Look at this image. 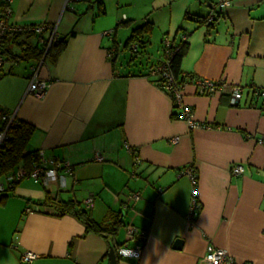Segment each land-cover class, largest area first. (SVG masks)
Instances as JSON below:
<instances>
[{"label":"crops","instance_id":"1","mask_svg":"<svg viewBox=\"0 0 264 264\" xmlns=\"http://www.w3.org/2000/svg\"><path fill=\"white\" fill-rule=\"evenodd\" d=\"M214 1L12 0L11 26L54 25L65 45L55 64L37 68L48 82L41 97L26 94L38 59L5 63L0 109L32 126L25 154L43 151L70 164L71 175L65 189L22 179L0 195V264H21L24 252L36 256L33 264H108L107 240L44 204L47 198L74 201L103 228L119 222L120 247L139 244L127 239L128 225L144 231L139 259L118 257V264L146 257L150 264H196L210 246L237 263L264 264V97L255 94L264 91V0H231L208 33L200 21ZM145 22L152 30L134 54L125 44ZM18 34L23 46L12 47L15 55L37 42ZM164 39L172 48L184 39L188 45L180 64L183 103L200 128L190 129L151 75L165 58ZM197 80H224L240 87L242 98L232 106L228 94L201 95ZM232 164L243 174L231 176ZM188 168L201 206L192 223ZM135 193L140 199L122 211Z\"/></svg>","mask_w":264,"mask_h":264},{"label":"built area","instance_id":"2","mask_svg":"<svg viewBox=\"0 0 264 264\" xmlns=\"http://www.w3.org/2000/svg\"><path fill=\"white\" fill-rule=\"evenodd\" d=\"M6 4V7L3 11L2 18L0 19V69L4 64L2 50H1V40L2 37L6 33H24L29 34L33 33L36 36H39L44 30H47V45L49 46L51 43L58 40V34L56 30V26L54 25H41L33 28H16L11 26L7 19L10 15V4L12 0H3ZM231 5V0H215L214 2H207L206 6L210 9V17L208 21H211L214 12L218 9H226ZM105 36H111L110 32H105ZM185 40V39H184ZM162 46L164 50L165 58L160 61V64L154 67L151 71V75L157 77L163 82V91L171 98L172 104L174 108L181 110L182 119L188 123L190 129L200 128V125L193 123L190 120V109L186 107L183 103V84L177 82L172 76L171 72L168 68L169 58L171 57L173 50L171 41L169 39H164L162 41ZM130 51L136 53L137 45L132 43L130 45ZM110 57L113 55V51L109 52ZM44 65V57L39 59L37 62V66L34 68V73L32 77L28 81V86L26 89V94L32 95L34 97H41L46 89L48 88V82L40 79L38 77L37 68H40ZM195 85L197 87V91L201 95H218V94H228L230 96V104L232 106L238 104L242 98V90L238 86L229 85L224 80L218 81H206V80H197L195 81ZM255 94L259 97H264V91H255ZM16 124V119L14 114L6 111L4 109H0V148L4 145L7 140V132L8 130ZM178 141V137H174L171 139V143L175 144ZM37 161L32 164L31 170L28 172L24 165L20 163L17 168L4 176L3 180H0V195H3L7 192V190L14 187V185L22 180V179H31L34 183L47 184L49 182H55L60 188L65 189L68 186L69 176L71 175V167L70 164L57 163L52 158H46L44 156L43 151H37ZM102 158L99 154L95 155V160L100 161ZM228 172L231 176L241 175L244 172V167L241 164H232L228 168ZM185 173L190 177L192 183V194H191V203L190 210L188 213V221L192 223V221L197 217L200 212V204L197 200L196 194V184H197V176L192 168H188L185 170ZM140 199L138 193L130 195L128 202L123 203L121 205V210H127L130 206L129 203L135 202ZM92 202L91 199L86 201L87 205H90ZM27 210L26 212H28ZM145 232L139 231L135 227L128 225L126 227V237L128 240H132L134 238H138L139 244L135 246L134 251L139 253V257L141 255L142 246L141 243L145 239ZM117 256L120 258V255ZM36 256L31 252H24L20 256L21 264H33ZM124 259V258H123ZM196 264H241L237 263L225 250L208 247L204 256L199 259Z\"/></svg>","mask_w":264,"mask_h":264},{"label":"trees","instance_id":"3","mask_svg":"<svg viewBox=\"0 0 264 264\" xmlns=\"http://www.w3.org/2000/svg\"><path fill=\"white\" fill-rule=\"evenodd\" d=\"M5 7V2L3 0H0V19L2 18V14ZM100 13L104 14V10L102 9ZM219 17L220 12H217L216 10L211 21H208L209 18H207L200 21V23L206 28V31L209 33L214 28L215 23L217 22ZM151 30L152 25L149 22H145L140 27L132 30L125 44V48L130 47L132 43L136 42V53H138V46L141 45H139V43H141L143 37L150 34ZM46 33L47 30H44L39 36H36L33 33H29V36L34 37L36 39V45L32 47L27 46V48L21 50L20 54L18 55H15L12 52V47L16 46L17 48L22 49L23 43L18 42L20 34L6 33L1 40V50L4 64L7 62H18L19 60H39L43 57L44 63L48 62L50 65L55 64L58 56L62 53L64 49L65 42L64 40L58 39L57 41L51 43L48 46ZM172 50L173 53L169 58L168 68L174 79L177 82L181 83L183 78L181 77L180 64L188 50V45L184 40H182L177 46L173 47ZM159 64L160 61L154 67L158 66ZM1 70L2 68L0 69V71ZM155 78L158 85H160V87L162 88L163 82L157 77ZM32 132V126L21 121H16V124L8 130L7 140L5 141L4 145L0 148V178L13 172L15 170V167L20 163L24 165L28 172L31 170L32 164L37 161V154L36 152L26 154L24 152L26 150ZM13 188L14 187L7 190V192L11 191ZM44 204L53 207L60 215L69 214L76 217L79 221L84 224L87 232H94L104 237L107 240L108 245H112L117 255L120 245H117L115 243V236L120 227L119 222L115 223L113 227L103 228L97 225L86 212L80 210L79 205L74 201L63 202L47 198L44 201Z\"/></svg>","mask_w":264,"mask_h":264},{"label":"clouds","instance_id":"4","mask_svg":"<svg viewBox=\"0 0 264 264\" xmlns=\"http://www.w3.org/2000/svg\"><path fill=\"white\" fill-rule=\"evenodd\" d=\"M155 243H156V240L154 238L153 239V244L155 245ZM118 255H120L121 257H123L127 261L138 260L139 259V253L134 251V249L128 248L126 246H121L118 249ZM144 264H150V257H146L145 258Z\"/></svg>","mask_w":264,"mask_h":264},{"label":"water","instance_id":"5","mask_svg":"<svg viewBox=\"0 0 264 264\" xmlns=\"http://www.w3.org/2000/svg\"><path fill=\"white\" fill-rule=\"evenodd\" d=\"M122 216H123V213H122ZM181 245H182V241L178 240L176 241L174 247L179 249L181 248ZM107 259H108V264H118V258H117V255L112 245H109Z\"/></svg>","mask_w":264,"mask_h":264},{"label":"rangeland","instance_id":"6","mask_svg":"<svg viewBox=\"0 0 264 264\" xmlns=\"http://www.w3.org/2000/svg\"><path fill=\"white\" fill-rule=\"evenodd\" d=\"M128 53V52H127Z\"/></svg>","mask_w":264,"mask_h":264}]
</instances>
